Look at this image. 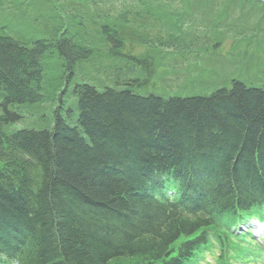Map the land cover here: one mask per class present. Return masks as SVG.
<instances>
[{"label":"trees","instance_id":"1","mask_svg":"<svg viewBox=\"0 0 264 264\" xmlns=\"http://www.w3.org/2000/svg\"><path fill=\"white\" fill-rule=\"evenodd\" d=\"M227 38L264 49V4L0 0V264H185L223 212L264 206L263 72L206 94L135 81L155 51L234 65L217 53ZM54 95L48 120L13 128ZM25 224L30 237L4 248Z\"/></svg>","mask_w":264,"mask_h":264},{"label":"rangeland","instance_id":"2","mask_svg":"<svg viewBox=\"0 0 264 264\" xmlns=\"http://www.w3.org/2000/svg\"><path fill=\"white\" fill-rule=\"evenodd\" d=\"M207 28L210 31L209 37H213L217 34V32L221 33L219 28H214L213 30H210L211 28L209 26ZM207 28H193L195 31H191L190 29L184 31V33H186V36H190L194 33V35L197 34L202 37L203 34L207 35ZM243 47H246L245 58L242 53ZM243 47L238 45V43L233 42L232 38L224 39L223 44L218 47L217 53H219L220 50L222 55L227 57L230 61H235V63L234 65L223 64L219 66H215L214 63L209 62L212 58H214L213 60H216L211 49L210 51L205 52L198 48L197 51L194 52H189L188 50L182 53L177 50L172 52L155 51L152 53L153 62L150 67V77L146 78L143 74H140L139 78H146L147 87L153 91L167 92L166 94L180 93L187 95L209 93L216 86L219 87L228 85V81L233 77H238L248 81V78L250 77L254 79L257 78L259 76L258 73L260 72H263L260 75H264V60H262L264 59V56L262 57L264 49L254 44H248ZM259 48L262 50H259ZM145 49L147 48L141 47L139 51L143 52ZM144 69H147V64H145ZM48 94L52 95L53 91H49ZM55 95L54 100L46 99L44 102L34 104L35 106L29 105L20 107L18 112L22 115V117L13 128L30 127L32 123L37 122V117H35V115L42 116L43 118L45 116L48 120L51 116V109L56 103ZM63 99L65 107L69 106L71 103V100H69V93L65 95V98L63 97ZM66 108L64 110H66ZM63 112L64 111H62V114ZM189 175L198 176L199 178L202 177L200 174L196 173H189ZM249 216L252 219H249L247 223L252 224L258 222L261 224L257 213L250 212ZM244 218V215H240L239 217L241 222ZM255 218H259V220H255ZM222 220L229 224L230 221L234 219L233 217H229V215H224ZM229 226L231 227L232 225L230 224ZM246 227H243V229L247 230L248 228ZM252 232L255 231L252 230ZM231 234L233 235L232 239L237 243V245H234L233 243L230 244L234 252L233 259H229L227 255L221 259L219 257V250L217 249V246L208 236V247H205L202 255H198L195 258L193 264H226L224 263L225 261L232 264H239L237 261L238 255L241 253H248L250 249L246 248L247 245L243 244L244 240L242 238H246V236L239 238L237 232L234 233L232 231ZM230 241L231 240H228V242ZM248 264H264V259L263 262H251Z\"/></svg>","mask_w":264,"mask_h":264},{"label":"bare ground","instance_id":"3","mask_svg":"<svg viewBox=\"0 0 264 264\" xmlns=\"http://www.w3.org/2000/svg\"><path fill=\"white\" fill-rule=\"evenodd\" d=\"M71 75H72V73H70ZM143 76H145L146 78H149L150 77V70L148 71H146L145 73H143ZM146 78H144V81H142V79L141 78H137V79H135V81H136V84L139 86V87H142V88H145L144 86H147V79ZM130 79H133V76H131L130 78H129V80ZM255 161H259V160H256V158H255ZM256 163V168H258V167H260V165H259V163H257V162H255ZM202 169V168H201ZM8 171H5V173H7ZM263 175H264V171H263ZM152 190V188L151 187H143L142 188V193L143 194H147L148 192H150ZM25 227H27V229L24 227H20V226H18L17 228H15L14 230L16 231V232H13V233H10L11 234V236L9 235V236H7L4 240H3V247L4 248H6V249H10V250H14V249H17V248H20L21 246H22V240H23V238L25 237V236H28V237H30V234L28 233V232H30V230H29V226L27 225V224H25L24 225ZM0 231H2V230H0ZM11 232V231H10ZM18 232V233H17ZM23 232H26V233H28V234H23ZM2 234V232H0V236H2L1 235ZM12 237V238H11ZM14 254V253H13Z\"/></svg>","mask_w":264,"mask_h":264},{"label":"water","instance_id":"4","mask_svg":"<svg viewBox=\"0 0 264 264\" xmlns=\"http://www.w3.org/2000/svg\"><path fill=\"white\" fill-rule=\"evenodd\" d=\"M257 1L264 3V0H257Z\"/></svg>","mask_w":264,"mask_h":264}]
</instances>
